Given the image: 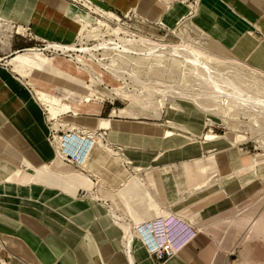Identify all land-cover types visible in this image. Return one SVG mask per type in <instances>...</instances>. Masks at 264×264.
I'll return each mask as SVG.
<instances>
[{
    "label": "crops",
    "instance_id": "0c3cea01",
    "mask_svg": "<svg viewBox=\"0 0 264 264\" xmlns=\"http://www.w3.org/2000/svg\"><path fill=\"white\" fill-rule=\"evenodd\" d=\"M185 1L0 0L1 256L6 249L15 257L13 264L214 263L215 245L206 227L224 209L242 203L248 180L218 187L211 170L224 176L233 172L220 180L230 179L244 170L246 160L225 143H197L169 130L181 127L197 137L204 113L185 108L142 116L116 100L85 101L81 94L61 102L60 108L68 104L72 111L50 119L47 103L36 95L39 90L67 101L63 91L82 88L85 76L67 53L46 50L53 44L76 45L81 23L88 21L81 9L93 11L92 5L118 20L117 15L137 11L172 29L187 14ZM195 9L201 13L194 19L198 27L264 71V0H197ZM40 47L54 67L31 74L17 59ZM102 121L108 126H101ZM71 133L80 142L68 147H83L77 172H70L71 165L57 155L58 139ZM90 133L104 134L103 142L88 148L84 140ZM19 175L28 176L19 180ZM90 183L107 189L103 196L91 197L95 201L81 196ZM140 225L152 226L145 228L157 239L170 240L175 256L166 261L151 256L132 231ZM130 235L134 240L129 242Z\"/></svg>",
    "mask_w": 264,
    "mask_h": 264
},
{
    "label": "rangeland",
    "instance_id": "374dc122",
    "mask_svg": "<svg viewBox=\"0 0 264 264\" xmlns=\"http://www.w3.org/2000/svg\"><path fill=\"white\" fill-rule=\"evenodd\" d=\"M183 3V5L189 6L187 14L177 26L175 25L172 29L169 28L168 36H165V32L153 25L160 21L151 22L153 24L144 22L147 20L143 19L137 11L126 15H117L120 18L118 20L111 15L106 18L102 16V13L110 14L109 12L88 5L95 9L96 11H93L96 13L86 8L81 9L83 10L82 15L88 21L81 23L82 29L76 46L78 48L81 46L92 48L103 40H116L112 31L116 28L121 29L119 36L127 37V39L134 40L138 39V37H143L158 43L172 44V46L185 45L202 53L200 58L211 66L216 77H221L220 73H223L222 75L225 77L223 80H232L241 90L244 88L245 92L255 97L261 96V99H263L264 71L253 65L248 59L237 57L233 52L221 48L213 36L211 37L207 31L198 27L194 20L201 16V13L195 9L197 0H186ZM134 48L133 54L119 53L114 50L93 51L96 59L90 58V55H85L84 53H65L68 59L78 65L85 79L79 91L74 89V86L73 89L63 91V99L67 97V101L65 99V101H59L54 95L41 91L46 94L45 103L48 106L47 113L50 119H56L59 115L72 111L68 104L60 108L61 102H71L77 96L80 97L81 94L86 95L85 101L94 99L95 101L106 103L107 101L116 100V103L121 108L126 106L135 113L142 114V116L164 113L167 109L180 111L185 109V107L192 111L197 109L204 113V128L197 137H192L181 127L169 130L174 134L189 136L191 137L189 141L194 140L197 143H207L209 145L219 142L225 143L229 148L237 151L243 160H246L244 170L241 172L244 175L236 173L230 179L221 181V177H228L233 172L224 176L211 170L218 187L222 188L224 182L240 180L242 177V181L247 182L248 180V185L244 187L241 197L242 203L237 205V207H233V209H224L225 211L218 217L213 218L211 224L209 223L206 227L208 230L207 234L210 235L215 245L213 264H264V235L260 234L259 236L257 234L259 226L262 227L264 223V113H256L254 110L245 111L238 101L227 100L225 102L222 101L224 103L222 104L220 99L217 98L206 99L211 92L209 86L193 75L189 68H185L183 65L181 67L180 64L173 62L168 57L164 58L163 63L160 65L151 58V60L148 58L149 62H146L147 59L143 55L144 53L142 54L140 53L142 51H138V49L143 47L134 46ZM40 49L45 48L40 47ZM46 50H48L47 47ZM50 50L54 51L53 49ZM38 51L24 54L17 59L20 61V65H26L31 68V74L54 67L53 60L48 55L43 54L42 51ZM42 58L46 61L44 62ZM165 60L169 62L167 61V63ZM155 65L160 66V68H156ZM183 69L184 71L186 69V72L183 71L184 73H182ZM161 90L165 91L164 94L159 92ZM38 91L36 90V95ZM173 91L176 92L174 93ZM253 91H259V93H253ZM184 95L186 96L185 98L183 97ZM195 95L200 97L207 96L200 100L208 108H206L207 110L205 109L207 113L190 102V97ZM164 97L165 99H163ZM217 100L218 102H216ZM220 102L221 104H219ZM225 104L227 105L225 106ZM239 105L241 108H237ZM225 107H228L231 111ZM52 115L56 116V118H53ZM207 133L218 135L219 139L209 142L205 139ZM75 135V133L68 134L70 138ZM61 140L66 141V139ZM95 143L97 144V142ZM254 159L255 161L258 160L256 167L253 166ZM247 161L248 164L246 165ZM125 164L127 167L131 166L130 161H126ZM71 166L70 168L68 167L69 171L77 172V168ZM128 172L133 176L138 173L132 167H130ZM247 172L249 175L245 174ZM251 177H253V180H250ZM88 190V193L92 195L87 196H89L90 200L95 201L91 197L97 198L106 192L107 189L104 187L98 189L90 183ZM116 221L117 224L121 222V220ZM259 222H261V225L258 224ZM202 229L204 230L203 226H201L200 230ZM132 231L135 233L137 230L133 229ZM126 236L127 231L123 234L122 242H124V237ZM2 252H4V255H0V264H13L15 261L14 255L7 253L6 249H3Z\"/></svg>",
    "mask_w": 264,
    "mask_h": 264
},
{
    "label": "bare ground",
    "instance_id": "6f19581e",
    "mask_svg": "<svg viewBox=\"0 0 264 264\" xmlns=\"http://www.w3.org/2000/svg\"><path fill=\"white\" fill-rule=\"evenodd\" d=\"M170 9L171 6L169 5L168 6ZM176 7H173L171 9V11H175ZM170 11V12H171ZM109 15L111 14H105V13H102V16H105L106 18L109 17ZM212 24V23H211ZM207 28V27H206ZM208 29V28H207ZM113 34L115 36V39L116 40H110L109 41L107 40H103L100 44L92 47V48H89V47H86V46H81L80 48H78L76 45H72V46H60V45H49L47 48L48 50L50 49H53L54 51H61L63 54L65 53H84L85 55L88 54L90 55V58L93 57L94 59H96V55L94 54L93 51H100V50H103V51H109V50H114V51H118L119 53H126V54H130V53H134L133 51L135 50L134 46H142L143 48L142 49H138V51H142L140 53H144L143 55L146 57V62H149L148 58L152 59L155 61V63H157L158 65H160L161 63H163V59L168 57L170 58L173 62H176L178 64L183 65L185 68H189L190 72L197 76L201 81L204 82V84H207L211 90V92L205 96V97H200L199 95H195L194 97H190V102L194 103V105L199 108V109H202V110H205L207 107H205L203 105V103L200 101L201 99H208V98H217V99H220V101L222 102H225L227 100H231V101H238L241 105V107H243V109H245V111H248V110H254L256 113H264V98L261 99V96L260 97H255L253 96L252 94H249L248 92H245V89L243 88V90H241V88H238L237 85L232 81H225L223 80V78L225 79L224 75H222L223 73H220L221 74V77H216L212 71V68L211 66L205 62L204 60H202L200 58L201 56V52L200 51H196V49L192 48V47H187L185 45H181V46H172V44L168 45V44H164L163 42L162 43H158V42H154L150 39H146V38H143V37H138V39H127V37H120L119 35L121 34V29L120 28H116V29H113ZM124 31V30H122ZM133 34V33H132ZM136 34V33H135ZM126 35V34H124ZM211 35V34H210ZM129 36V35H128ZM219 40V39H218ZM222 40V38H221ZM226 40V39H225ZM156 41V40H155ZM223 41V40H222ZM218 42V41H217ZM229 42V41H228ZM230 44V42H229ZM216 45V44H214ZM221 47V46H220ZM218 48V46H217ZM222 48V47H221ZM230 48V47H229ZM137 50V48H136ZM42 51V50H40ZM138 51H136L138 53ZM33 52H39L38 50L36 49H28L27 51H25V54H30V53H33ZM93 52V53H92ZM232 52V51H231ZM138 53V54H140ZM39 56V55H38ZM79 59V58H78ZM144 59V58H143ZM150 59V60H151ZM42 60L45 62L46 60L44 58H42ZM81 61V59H79ZM169 60V59H168ZM168 60H165L166 62ZM144 61V63H146ZM169 62V61H168ZM167 62V63H168ZM158 65H155L156 68L160 66ZM179 66V68H180ZM163 67V66H162ZM161 67V68H162ZM182 67V66H181ZM178 68V67H176ZM175 69V68H174ZM176 70V69H175ZM178 70V69H177ZM180 71V69H179ZM184 69L182 70V73L186 72V69L185 71ZM215 72V71H214ZM220 72V71H219ZM218 72V73H219ZM178 73V72H177ZM217 73V72H216ZM215 73V74H216ZM219 76V74H218ZM228 80V79H227ZM255 83V81H254ZM207 87V86H206ZM240 87V86H239ZM152 88V87H150ZM154 88V87H153ZM208 88V87H207ZM208 88V89H209ZM157 90H159V88H157ZM164 90V89H163ZM159 91L160 93L164 94L165 91ZM168 91V89H166ZM247 91H250L248 89H246ZM166 91V93H168ZM171 91V90H169ZM153 92V90H152ZM174 93L176 91H173ZM255 91H253L254 93ZM259 93V91H256ZM255 92V93H256ZM178 93V92H177ZM176 93V94H177ZM180 94V93H179ZM207 94V92H206ZM205 94V95H206ZM168 95V94H167ZM166 95V96H167ZM183 95V94H182ZM257 95V94H256ZM260 95V94H259ZM165 96V95H164ZM181 96V95H180ZM204 96V95H203ZM264 96V95H263ZM184 98L186 97L185 95L183 96ZM37 98L39 99V101H41L42 103H45V99H46V94L41 92V91H38V94H37ZM165 99V97L163 98ZM183 100V98H182ZM188 100V99H187ZM211 100V99H210ZM189 101V100H188ZM213 101V100H212ZM218 102V100L216 101ZM215 102V103H216ZM221 102L219 104H221ZM222 102V104H224ZM230 103V102H229ZM238 103V104H239ZM236 104V103H235ZM161 105H164V104H161ZM227 104H225L226 106ZM231 105V104H230ZM233 105V104H232ZM239 105V107L237 108H241ZM179 106V105H178ZM234 106V105H233ZM232 106V107H233ZM216 107H217V104H216ZM229 107V106H228ZM228 107H225V108H228ZM174 108V107H172ZM187 108V107H185ZM231 108V107H230ZM235 108V107H234ZM178 109V108H177ZM208 109V108H207ZM206 109V110H207ZM229 109V108H228ZM182 110V109H181ZM205 110V111H206ZM211 111V109H209ZM231 111V109H229ZM228 110V111H229ZM214 111V110H212ZM226 111V112H228ZM253 111V112H254ZM162 112V111H161ZM204 112V111H203ZM224 112V111H223ZM249 112V111H248ZM207 113V111H206ZM225 113V112H224ZM252 113V112H251ZM53 118H55L53 115H52ZM103 124H101V126H108V121H102ZM77 135V134H76ZM74 136L73 138H70L69 136L66 138V141H62L61 140V137L58 139H56L57 141V155H58V158H63L62 156V151L66 150V152L70 153L71 155L74 154L75 152V148H69L68 149V146H70V144H74V145H77L79 142H80V137L78 136ZM167 135H170L169 133H167ZM206 139L207 140H214V139H217L218 136L216 135H213L211 133H207L205 135ZM88 138V137H86ZM86 146L88 147L90 144H91V141L90 140H84ZM235 142V141H233ZM56 144V143H55ZM83 148V147H82ZM89 148V147H88ZM88 151V150H87ZM86 151H84L85 153ZM86 155V154H85ZM87 161V160H86ZM253 166L256 167V165H258V160L255 161V159L253 160ZM27 165V164H26ZM28 166V165H27ZM6 171V170H4ZM28 175L26 176H23V175H19L17 178L19 180H23L24 178H26ZM15 179V178H14ZM258 224L261 225V222H259ZM145 227H149L148 225H140L138 226L137 228L139 229L137 233V235L139 236L140 239H142V234L143 235H146L147 236V233L145 232ZM152 228V227H151ZM258 228V227H257ZM149 229V228H148ZM149 233V236H151L152 238L155 237L154 233H150V231L148 230L147 231ZM263 233V234H262ZM257 234L260 236L261 235H264V223L262 224V227L259 226L258 228V231H257ZM131 237L128 239L129 242L131 241V239L134 240V237L132 235H130ZM155 239L157 240V238L155 237ZM163 240V239H161Z\"/></svg>",
    "mask_w": 264,
    "mask_h": 264
},
{
    "label": "built area",
    "instance_id": "2783aa9c",
    "mask_svg": "<svg viewBox=\"0 0 264 264\" xmlns=\"http://www.w3.org/2000/svg\"><path fill=\"white\" fill-rule=\"evenodd\" d=\"M78 1L82 3V0H78ZM144 22L153 24L149 21H144ZM153 25L159 28L160 30H162L163 32H165V36H168V32H170V29L166 27L164 23L160 21L159 23H154ZM17 32L20 33L21 35H25L26 33V31L20 32L19 30H17ZM38 50L43 51L44 49L39 48ZM104 136L105 135L102 133H90L88 139L91 141V144H93L95 143V141L103 142ZM51 139L52 141H55L54 136H52ZM62 156H63L64 161L71 164L75 168H80L83 163V148H81L80 150L79 149L75 150L73 155H71L70 153L66 152V150H64L62 151ZM81 195L82 197H86L87 195L91 196L92 194L88 193V191L83 190L81 192ZM151 227L150 228L148 227L149 230L151 229ZM136 230H137L136 232L139 231L138 228H136ZM147 231L148 230L145 228V232L147 233V236L142 234V240L145 243L147 250L151 256L155 257L158 261H166L175 256L176 248L174 247L173 243L170 240L168 239H164V240L157 239L156 240L155 237L152 238L151 236H149V233ZM150 233H153V232L150 231Z\"/></svg>",
    "mask_w": 264,
    "mask_h": 264
}]
</instances>
